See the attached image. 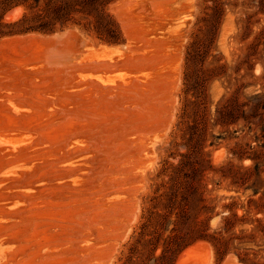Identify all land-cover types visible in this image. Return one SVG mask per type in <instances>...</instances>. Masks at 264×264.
<instances>
[{
	"label": "rangeland",
	"instance_id": "1",
	"mask_svg": "<svg viewBox=\"0 0 264 264\" xmlns=\"http://www.w3.org/2000/svg\"><path fill=\"white\" fill-rule=\"evenodd\" d=\"M24 11L2 16L0 0L1 23ZM105 13L117 43L93 21L0 35V264H121L158 186H202L220 212L210 233L229 198L241 214L264 194V0H113ZM219 104L239 120L216 124ZM187 248L182 264H242L206 241L169 264Z\"/></svg>",
	"mask_w": 264,
	"mask_h": 264
},
{
	"label": "trees",
	"instance_id": "2",
	"mask_svg": "<svg viewBox=\"0 0 264 264\" xmlns=\"http://www.w3.org/2000/svg\"><path fill=\"white\" fill-rule=\"evenodd\" d=\"M112 1L2 0V16L14 6H22L25 11L12 22L1 23L0 19V35L49 34L68 25L91 30L93 21L92 30L102 42L117 43L111 17L105 13V7ZM234 110H238L236 105L227 107L219 104L215 109V123L234 124L239 120L234 119ZM223 115L231 120H225ZM184 163L182 160L173 169L183 168ZM203 192L202 186H158L151 197V208L121 264H149L151 261L153 264H169L179 252L196 241L210 243L220 261L233 252L242 264H264L256 258L264 245V194L257 199L249 198L241 214L237 209L243 207L236 199L229 198L230 201L223 204L221 211H228V214L210 233L209 221L220 212L214 213L213 199L205 198ZM257 193L254 190L253 196ZM202 214H207V217L200 219ZM170 224L172 228L168 229ZM250 243H254L258 250L244 247ZM159 248L161 252L155 257L154 253Z\"/></svg>",
	"mask_w": 264,
	"mask_h": 264
},
{
	"label": "bare ground",
	"instance_id": "3",
	"mask_svg": "<svg viewBox=\"0 0 264 264\" xmlns=\"http://www.w3.org/2000/svg\"><path fill=\"white\" fill-rule=\"evenodd\" d=\"M19 11H20V10H19ZM10 12H11V11H10ZM10 12H9V13H10ZM19 14H20V12H19ZM19 14H18V15H19ZM7 15H8V14H7ZM10 15H12V14H10ZM14 15H15L14 17H16V14H14ZM18 15H17V16H18ZM8 17H9V16H8ZM7 20H8V19H7ZM12 20H13V19H12ZM30 36H31V35H30ZM13 39H14V38H13ZM4 40H5V39H4ZM6 40H7V39H6ZM17 40H18V39H17ZM19 40H22V39H19ZM43 40H44V39H43ZM48 41H49V40H48ZM5 43H6V42H5ZM14 43H15V42H14ZM31 43H32V42H31ZM37 43H38V42H37ZM108 51H109V50H108ZM13 124H14V123H13ZM6 125H9V124H6ZM15 125H16V124H14L13 126L15 127ZM2 126H3V125H2ZM4 126H5V125H4ZM7 127H9V126H7ZM31 140H32V139H31ZM32 142H33V141H32ZM33 145H34V143H33ZM37 145H38V144H37ZM28 146H31V145H28ZM38 146H39V145H38ZM33 147H34V146H33ZM33 147H32V148H33ZM28 148H29V147H28ZM30 148H31V147H30ZM32 148H31V149H32ZM36 149H37V148H36ZM28 153H30V152H28ZM40 153H41V152H40ZM219 153H221V152H219ZM11 154H12V153H11ZM21 154H22V153H21ZM34 154H35V152H34ZM46 154H47V153H46ZM46 154H45V155H46ZM13 155H14V154H13ZM28 155H29V154H28ZM43 155H44V153H43ZM9 156H10V155H9ZM29 156H31V155H29ZM4 157H6V156H4ZM7 157H8V156H7ZM13 158H14V156H13ZM22 158H23V156H22ZM199 244H200V243H199ZM199 244H197V245H199ZM203 245H204V244H203ZM189 248H192V247H189ZM198 248H199V247H198ZM193 249H194V248H193ZM194 250H195V249H194ZM189 251H190V250L187 248V250H185V251L181 254V256H180V258H179V260H178V263H179V262H180V263H181V262L183 263V261H182L181 259H182V257H183L184 255L186 256V253H188ZM190 252H192V251H190ZM190 252H189V253H190ZM189 253H188V254H189ZM189 255H190V254H189ZM189 255H188V256H189ZM188 256H187V257H188ZM231 256H232V255H230L229 257H231ZM229 257H228L227 259L230 260ZM233 257H234V256H232L231 260H232V259L234 260L235 257H234V258H233ZM184 258H185V257H184ZM227 259H226V261H229V260H227ZM184 260H185V259H184ZM235 260H236V259H235ZM235 260L233 261V263L236 262ZM178 263H177V264H178ZM182 263H181V264H182ZM228 264H229V263H228ZM234 264H236V263H234ZM238 264H239V263H238Z\"/></svg>",
	"mask_w": 264,
	"mask_h": 264
}]
</instances>
